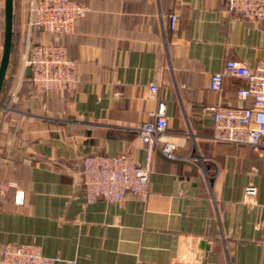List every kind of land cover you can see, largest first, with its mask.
Returning <instances> with one entry per match:
<instances>
[{
	"label": "crops",
	"instance_id": "obj_1",
	"mask_svg": "<svg viewBox=\"0 0 264 264\" xmlns=\"http://www.w3.org/2000/svg\"><path fill=\"white\" fill-rule=\"evenodd\" d=\"M73 1L89 11L71 33L29 34L65 47L71 92L18 82L28 37L18 3L20 58L0 99V250L36 244L75 264H264V149L210 141L213 109L238 106L245 81L209 89L226 60H264V21L232 14L226 0ZM160 102L176 158L154 150L145 197L86 202L83 159L132 149L143 163L138 128Z\"/></svg>",
	"mask_w": 264,
	"mask_h": 264
},
{
	"label": "built area",
	"instance_id": "obj_2",
	"mask_svg": "<svg viewBox=\"0 0 264 264\" xmlns=\"http://www.w3.org/2000/svg\"><path fill=\"white\" fill-rule=\"evenodd\" d=\"M228 10L251 22L264 21V0H226ZM89 7L73 0H26L25 28L28 37L18 75L20 83L30 69L32 86L43 91H73L78 86L74 63L65 47L55 42H34L30 32L67 34L74 30L77 20L85 16ZM178 17L169 16V29L175 30ZM225 78H238L245 86L236 90L239 102L235 107L217 106L213 109L212 143L247 146L264 149V60L248 67L234 60H226L220 72L212 74L209 89L220 92ZM157 87L149 88L151 98ZM15 101V93L11 95ZM249 102L248 105L244 103ZM150 119L138 128V136L144 145L145 159L139 164L132 149L116 155H91L82 161V186L86 202L102 199L121 202L127 194L145 197L149 193V179L154 150L165 158H176V139L166 136L167 117L165 103L148 113ZM255 186L244 189L245 200L256 196ZM0 264H75L59 257H46L36 244L8 243L0 250Z\"/></svg>",
	"mask_w": 264,
	"mask_h": 264
},
{
	"label": "water",
	"instance_id": "obj_3",
	"mask_svg": "<svg viewBox=\"0 0 264 264\" xmlns=\"http://www.w3.org/2000/svg\"><path fill=\"white\" fill-rule=\"evenodd\" d=\"M4 28L3 44L0 58V93L7 74L10 61L12 34H13V0H4ZM25 75L30 77V69H26Z\"/></svg>",
	"mask_w": 264,
	"mask_h": 264
},
{
	"label": "trees",
	"instance_id": "obj_4",
	"mask_svg": "<svg viewBox=\"0 0 264 264\" xmlns=\"http://www.w3.org/2000/svg\"><path fill=\"white\" fill-rule=\"evenodd\" d=\"M18 3L19 0H13V34H12V46H11V54H10V61L7 69V74L3 83V87L0 93V99L4 92L7 89L11 88L12 82H13V75L16 71V68L19 63L20 58V47H19V34H18ZM55 35V34H54ZM25 80H28L30 84L32 85L30 78H27ZM64 92H71V91H64Z\"/></svg>",
	"mask_w": 264,
	"mask_h": 264
},
{
	"label": "rangeland",
	"instance_id": "obj_5",
	"mask_svg": "<svg viewBox=\"0 0 264 264\" xmlns=\"http://www.w3.org/2000/svg\"><path fill=\"white\" fill-rule=\"evenodd\" d=\"M4 0H0V58L2 53V44H3V28H4ZM19 47L21 49V44L19 42Z\"/></svg>",
	"mask_w": 264,
	"mask_h": 264
}]
</instances>
